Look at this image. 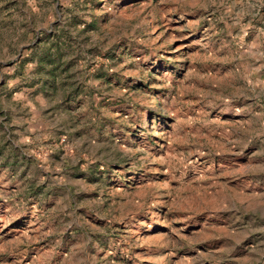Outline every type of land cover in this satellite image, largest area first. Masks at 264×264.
I'll list each match as a JSON object with an SVG mask.
<instances>
[{"label":"rangeland","instance_id":"rangeland-1","mask_svg":"<svg viewBox=\"0 0 264 264\" xmlns=\"http://www.w3.org/2000/svg\"><path fill=\"white\" fill-rule=\"evenodd\" d=\"M0 264H264V0H0Z\"/></svg>","mask_w":264,"mask_h":264}]
</instances>
